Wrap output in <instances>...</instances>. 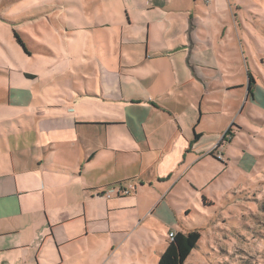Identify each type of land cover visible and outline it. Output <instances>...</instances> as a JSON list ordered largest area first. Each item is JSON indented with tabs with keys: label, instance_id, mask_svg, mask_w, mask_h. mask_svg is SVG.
Instances as JSON below:
<instances>
[{
	"label": "crops",
	"instance_id": "crops-1",
	"mask_svg": "<svg viewBox=\"0 0 264 264\" xmlns=\"http://www.w3.org/2000/svg\"><path fill=\"white\" fill-rule=\"evenodd\" d=\"M198 1L105 0L56 21L74 67L47 76L39 99H0L29 111L0 140V264H139L155 227L180 232L227 132L244 127L239 108L222 123L219 98L238 88L197 31ZM74 68L84 82L61 85Z\"/></svg>",
	"mask_w": 264,
	"mask_h": 264
},
{
	"label": "rangeland",
	"instance_id": "rangeland-1",
	"mask_svg": "<svg viewBox=\"0 0 264 264\" xmlns=\"http://www.w3.org/2000/svg\"><path fill=\"white\" fill-rule=\"evenodd\" d=\"M12 1L0 0V99L17 89H21V95L24 90H31L33 98L39 99L41 86L49 81L47 76L58 81L55 72L74 67L73 53L63 41L64 29L56 21L79 23L83 19H75L74 13L88 19L105 0ZM198 2L197 12H190L202 20L197 31L202 39H207V48L221 56L225 84L238 88L224 91L219 98L224 108L222 123L239 108L234 119L240 114L238 123L244 127L225 137L224 162H217L218 175L207 172L203 180L205 191L200 192L198 202L193 198L186 201L190 212L180 217L173 229L201 234L199 248L185 264H264V0ZM14 32L31 53L24 52ZM174 38L177 40L178 35ZM49 49L53 53H47ZM74 72L60 79V84L70 88L73 80L83 83L78 69L74 68ZM248 74L254 79L250 95ZM26 112L29 111L24 107L12 109L0 104V140L9 133L4 120L21 115V122L14 125L19 131L27 128L23 118ZM207 161L211 162V158ZM155 228L160 231L152 230L158 243L148 247L139 264H156L152 261L158 262L159 252L165 251L163 244L169 242L171 228Z\"/></svg>",
	"mask_w": 264,
	"mask_h": 264
},
{
	"label": "trees",
	"instance_id": "trees-1",
	"mask_svg": "<svg viewBox=\"0 0 264 264\" xmlns=\"http://www.w3.org/2000/svg\"><path fill=\"white\" fill-rule=\"evenodd\" d=\"M15 38L18 44L28 53L25 44L20 39L18 33L15 32ZM249 75L250 86L249 93L252 92L253 77ZM227 134H231L229 130ZM198 138V136H197ZM201 242V234L196 230H191L187 233L174 234L173 240H170V244L166 251L161 255L157 264H185L192 252L199 248Z\"/></svg>",
	"mask_w": 264,
	"mask_h": 264
},
{
	"label": "built area",
	"instance_id": "built-area-1",
	"mask_svg": "<svg viewBox=\"0 0 264 264\" xmlns=\"http://www.w3.org/2000/svg\"><path fill=\"white\" fill-rule=\"evenodd\" d=\"M121 193L123 195H129L130 192L127 190H122ZM173 238H174V234L172 233V234H170V240H173Z\"/></svg>",
	"mask_w": 264,
	"mask_h": 264
}]
</instances>
